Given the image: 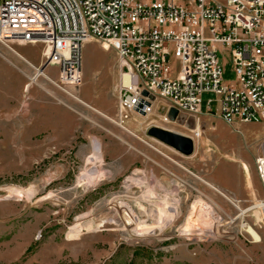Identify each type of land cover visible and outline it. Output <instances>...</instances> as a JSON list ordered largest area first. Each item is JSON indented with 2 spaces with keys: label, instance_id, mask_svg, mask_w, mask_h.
<instances>
[{
  "label": "rangeland",
  "instance_id": "rangeland-1",
  "mask_svg": "<svg viewBox=\"0 0 264 264\" xmlns=\"http://www.w3.org/2000/svg\"><path fill=\"white\" fill-rule=\"evenodd\" d=\"M35 65L43 63L42 44L15 45ZM226 80L234 79L227 53L218 52ZM173 68L178 66L172 60ZM9 66L25 79L22 85ZM46 71L57 75V67ZM120 60L116 48L91 38L82 50L80 99L118 121ZM0 43V264H264V221L252 205L264 200L257 158L264 153V121L226 123L217 113L214 93L203 94L202 116L162 121L164 102L147 117L133 115L136 135L66 94ZM209 98L214 114L205 112ZM158 113V114H157ZM160 113V114H159ZM139 119V121H138ZM202 135L184 155L148 135L150 126ZM160 150V151H159ZM241 163L244 175L237 169ZM249 164V165H248ZM210 180L233 181L241 190L245 176L255 177L246 199ZM250 166V169H249ZM105 176L93 186L79 181L87 172ZM134 177V178H132ZM147 179L148 184H132ZM248 178V177H247ZM129 187V188H128ZM34 190L7 196L10 189ZM16 194V190H14ZM128 198L149 226L144 237L129 234L114 205ZM137 199L138 203L133 202ZM231 199V200H230ZM209 204L219 218L215 237L181 236L195 207ZM239 205L245 210L238 216ZM141 205L145 207L142 209ZM243 219L253 238L242 228ZM167 221V222H166ZM204 231V230H202Z\"/></svg>",
  "mask_w": 264,
  "mask_h": 264
},
{
  "label": "built area",
  "instance_id": "built-area-1",
  "mask_svg": "<svg viewBox=\"0 0 264 264\" xmlns=\"http://www.w3.org/2000/svg\"><path fill=\"white\" fill-rule=\"evenodd\" d=\"M91 38L118 52L120 79L128 80L120 81L118 100L125 128L133 115L154 113L156 100L166 119L172 108L185 122L199 118L204 93L215 94L226 123L264 121V0H0V43L15 53V45L42 44V65L25 61L77 99ZM218 52L227 53L234 79L224 78ZM51 64L56 76L46 71ZM213 102L206 113H215ZM193 132L202 135L198 125ZM257 168L264 180V153ZM251 208L264 221V200Z\"/></svg>",
  "mask_w": 264,
  "mask_h": 264
},
{
  "label": "bare ground",
  "instance_id": "bare-ground-1",
  "mask_svg": "<svg viewBox=\"0 0 264 264\" xmlns=\"http://www.w3.org/2000/svg\"><path fill=\"white\" fill-rule=\"evenodd\" d=\"M88 41L89 40H87L86 42H88ZM15 50L17 52L15 54L19 58L29 61L17 49H15ZM29 62L31 64H33L31 61H29ZM36 73H37L36 77L39 74L43 75L40 70H37ZM36 77L33 76L32 78L35 79ZM33 79H32V82H33ZM120 81L121 82H127L128 80H127V77L124 76V77H122L120 79ZM28 86H29V84L27 85V87ZM27 87H26V89H27ZM75 99H77V98H75ZM77 100H79L83 104L89 106L90 108H92L93 110L98 112V110L94 109L92 106H90L83 99L78 98ZM161 118H162V121H164V122H167V123L172 122L171 119H166L165 118V114H163L161 116ZM116 123L118 125H120L118 121H116ZM197 125H198V127L202 128L201 125H200V121L199 120L197 121ZM121 127L124 128L125 130L131 132L127 127L126 128L124 126H121ZM105 174H106L105 172H101V171H95V173L93 171L87 172L86 175H83V176L80 177L79 181L82 182V183H86L89 186H93L97 182H99L105 176ZM14 190H16V194H14ZM217 191H219V190H217ZM219 192L222 193L224 196H227L225 193H223L221 191H219ZM21 194L22 195L25 194L27 198H32L33 195H34V190L33 189H29L28 191H25L23 189H18V188L10 189V194H8L7 196H12L13 197L14 195H16V196L22 197ZM128 199H129V197L128 198H124L123 197V198L119 199V203H116L114 205L116 213L124 221V227L126 228L125 230H127L129 232V234H131L133 236H137V237H144L145 235H144L143 231L145 230V228L152 227V226L151 225L149 226V223H148L147 219H141L140 218V216L133 209V207L130 204ZM133 202L136 203V204H140V203H138L137 199H133ZM141 207H142L143 210H145V207H143L142 205H141ZM236 207H238L240 209V213H239L238 216H242L243 213L245 212V210L242 209L237 204H236ZM214 211L215 210H213V208L209 204H207L206 202H203L202 206L198 205L197 207H195L193 212H192V214H191V216H190L189 222L180 231V235L181 236H187V237H197V238L215 237L216 234H217V227H216L217 225H216V223L217 222L219 223L220 220L217 217L215 218ZM214 220H216V223L214 222ZM242 228L248 234H250V236L252 238H253V236H252L251 232H249L250 228L256 230L259 233V231L252 224H249L244 219H243V222H242ZM202 230H204V231H202ZM259 235L261 237L260 233H259ZM253 241L254 242H261L262 241V237H261L260 241H255L254 238H253Z\"/></svg>",
  "mask_w": 264,
  "mask_h": 264
},
{
  "label": "crops",
  "instance_id": "crops-1",
  "mask_svg": "<svg viewBox=\"0 0 264 264\" xmlns=\"http://www.w3.org/2000/svg\"><path fill=\"white\" fill-rule=\"evenodd\" d=\"M21 53V52H20ZM23 56H25L26 57V55H24L23 53H21ZM27 58V57H26ZM21 59V58H20ZM28 59V58H27ZM29 60V59H28ZM30 61V60H29ZM9 66H6L5 67V69H4V71L6 70V68H8ZM9 70H10V72H12L11 73V75H14L15 76V78L18 80V81H20V83L23 85L24 84V82H25V79H24V77L19 73V72H17L16 70H14L13 68H8ZM5 73H6V71H5ZM38 73V72H37ZM37 75V74H36ZM36 75H34V77H36ZM27 85L28 84H25V89H26V87H27ZM88 103V102H87ZM89 104V103H88ZM90 106H92L94 109H96V110H98V113L99 114H101L102 116H104V117H106L107 116V118L109 117V119H111V120H113L115 123H116V120L115 119H113V118H111L109 115H107L106 113H104L102 110H100L99 109V107L97 108V107H95V106H93V105H91V104H89ZM101 112V113H100ZM158 114V113H157ZM160 114V113H159ZM106 115V116H105ZM160 116H162V115H160ZM200 117L202 118V119H204V120H207V119H209L210 118V116H202V115H200ZM130 120V119H129ZM135 120V119H134ZM134 120H131V124L130 125H128L129 126V130L131 131V132H129V131H127V130H125L124 128V130L125 131H127L128 133H131V134H133V135H136L135 133H134V131H132L131 129H133L134 128V130H138L137 129V123L135 124V121ZM138 121H139V119H138ZM201 123V122H200ZM168 124V123H167ZM120 126V125H119ZM200 130V129H199ZM249 165V164H248ZM182 168H184L185 170H187V171H189L190 173H192V174H194L190 169H188L187 167H182ZM237 169L239 170V171H241V173L244 175V173L246 172V174H247V169L245 168V166L241 163V165H239L238 167H237ZM249 169H250V166H249ZM215 171L216 170H214L213 171V173L211 172L210 173V180L213 182V183H215V184H219L221 187H223V188H226V189H228L229 191H232L234 194H235V197L236 198H239V199H246L247 197H249V196H246L247 194H248V192H249V188H252L253 189V191H255V188H254V183H255V177H253V175H252V173H249L248 175H247V177L245 176V180L246 181H244V185H243V188L239 191H237V190H235L234 188H233V186H232V184H233V181L231 180V179H233V178H231V179H227L226 181H223V180H219L218 178H216L215 177ZM195 176H197V177H199V179L201 180V181H203L204 183H206L207 185H209V186H211V187H213V188H216L217 190H219V191H221L217 186H215L213 183H211V182H209V181H207L206 179H204L203 177H200V176H198V175H196V174H194ZM132 178H134V177H132ZM132 178H131V183L132 184H139V183H141V184H145V185H147L148 184V182H147V179H142V181L141 182H139V180L137 179V178H135L136 180L134 181V180H132ZM205 180V181H204ZM221 192H223V191H221ZM228 196V195H227ZM256 243H258V242H256Z\"/></svg>",
  "mask_w": 264,
  "mask_h": 264
},
{
  "label": "water",
  "instance_id": "water-1",
  "mask_svg": "<svg viewBox=\"0 0 264 264\" xmlns=\"http://www.w3.org/2000/svg\"><path fill=\"white\" fill-rule=\"evenodd\" d=\"M151 98L153 99V97ZM177 116L178 111L175 108H172L169 112L170 119L176 120ZM147 133L184 155L192 154L195 149L193 138L179 132L159 126H150Z\"/></svg>",
  "mask_w": 264,
  "mask_h": 264
}]
</instances>
